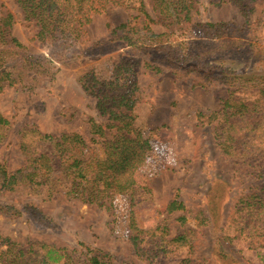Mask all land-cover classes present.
Wrapping results in <instances>:
<instances>
[{"label":"rangeland","instance_id":"rangeland-1","mask_svg":"<svg viewBox=\"0 0 264 264\" xmlns=\"http://www.w3.org/2000/svg\"><path fill=\"white\" fill-rule=\"evenodd\" d=\"M146 10L156 21L149 3ZM5 13L13 16L10 31L22 49L49 62L34 68L31 77L15 73L17 81L0 90V115L9 122L0 131L1 163L11 171L24 165L22 130L31 127L57 136L76 132L86 142L85 158L101 159L88 120L105 118L82 82L93 86L95 80L112 79L115 67L128 60L125 56L132 58L125 69L137 87L135 126L149 139L151 150L136 173L137 190L119 197L116 209L69 199L61 192L47 200L0 192V202L30 209L17 218L0 215L1 235L64 247L81 261L85 246L108 253L115 264H264V239L241 230V218L233 221L237 201L258 190L264 175L223 154L215 139L216 124L198 117L220 109L229 96L231 81L224 77L249 68L244 76L264 77V0H197L190 23L168 18L153 25L156 33L168 34L162 39L174 46L171 55L190 57L196 66L208 68L205 73L182 67L165 54L135 55L122 43L111 42V30L139 14L130 8L106 7L91 17L74 42L40 41L39 26L25 20L16 0H0V15ZM143 19L140 15L132 21L140 29ZM221 22L239 30L217 37L193 27ZM175 196L184 209L168 214L166 207ZM131 214L144 231L166 226L168 239L188 233L190 245L153 260L138 257L129 240ZM180 216L186 221H179Z\"/></svg>","mask_w":264,"mask_h":264},{"label":"trees","instance_id":"trees-1","mask_svg":"<svg viewBox=\"0 0 264 264\" xmlns=\"http://www.w3.org/2000/svg\"><path fill=\"white\" fill-rule=\"evenodd\" d=\"M16 2L25 20L35 22L39 26V40L50 42L58 39L74 42L91 17L102 13L108 6L130 8L139 14L113 28L110 33L111 42L116 40L122 43L135 55L137 51L149 57L165 54L187 69L200 70L203 73L208 70L198 67V63L196 66L188 56L180 58L177 53L171 55L175 52L174 46H166L162 39L168 34L156 33L153 28L157 21L163 22L168 18L190 23V13L197 0ZM148 3L156 13V21L146 10ZM140 15H143L144 19L139 29L132 20L137 21ZM12 25V14L0 15V90L5 84L11 85L17 81L15 73H22V78L31 77L35 75L32 72L34 68L40 66V63L49 62L47 58L37 60L28 55L22 49L23 44L12 35ZM193 27L197 31L201 29L217 37H222L226 30H239V27L232 29L231 25L222 22L195 23ZM142 30L145 31L140 34ZM134 33H137V36ZM125 58L128 60L115 67L112 79L95 80L93 86L82 82L85 91L96 99L98 114L105 118V122L88 120L92 141L99 145L103 157L87 160L84 153L86 142L76 132L57 136L42 133L35 127L24 128L20 142V149L25 158L24 165L11 171L0 162V192L43 200L61 192L66 198L110 210L116 209L115 201L119 197L137 190L136 173L145 164L151 143L135 126L132 104L135 102L133 95L137 87L134 80L130 81L129 73L127 74L125 69L132 58ZM248 70L234 71L230 77H224L225 80L231 81L229 96L223 101L220 109L208 114L198 113V117L216 124L215 139L223 154L234 162L258 169L259 174L264 175V77L244 76ZM7 125L9 122L0 115V131ZM183 209V203L175 196L168 203L166 212L170 214ZM29 210L28 207L20 208L0 202V215L7 217L17 218L22 212ZM240 218L243 220L241 230L256 234L258 239H264V184L237 201L233 221L237 222ZM178 220L186 221L184 216H180ZM162 227L159 225L155 230L147 231L139 229L131 214L128 224L129 240L138 257L153 260L161 254L190 245L188 233H180L168 239L166 226ZM161 230L164 232L158 236L157 232ZM261 245L264 247V243ZM84 249L85 259L81 261L73 255V250L39 241L21 243L0 234L1 264H115L112 256L106 252L85 246Z\"/></svg>","mask_w":264,"mask_h":264}]
</instances>
